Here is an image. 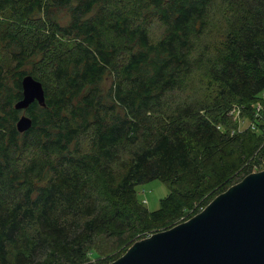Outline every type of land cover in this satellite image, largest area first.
<instances>
[{
    "label": "trees",
    "instance_id": "obj_1",
    "mask_svg": "<svg viewBox=\"0 0 264 264\" xmlns=\"http://www.w3.org/2000/svg\"><path fill=\"white\" fill-rule=\"evenodd\" d=\"M0 18V264H109L262 166L264 0H0ZM26 75L45 107L14 109Z\"/></svg>",
    "mask_w": 264,
    "mask_h": 264
},
{
    "label": "water",
    "instance_id": "obj_2",
    "mask_svg": "<svg viewBox=\"0 0 264 264\" xmlns=\"http://www.w3.org/2000/svg\"><path fill=\"white\" fill-rule=\"evenodd\" d=\"M17 111L36 102L45 107L42 84L32 76L21 80ZM32 120L16 122L19 133ZM109 264H264V169L245 176L214 197L189 219L134 242Z\"/></svg>",
    "mask_w": 264,
    "mask_h": 264
},
{
    "label": "rangeland",
    "instance_id": "obj_3",
    "mask_svg": "<svg viewBox=\"0 0 264 264\" xmlns=\"http://www.w3.org/2000/svg\"><path fill=\"white\" fill-rule=\"evenodd\" d=\"M232 119L233 121L236 120L238 124L237 127L241 131L247 127H251L252 129L254 128L253 125L248 123L245 119H240L236 116H233ZM263 166L264 162H262V166H260L259 168H255L254 172L260 171L259 169ZM135 189L137 193V198L142 201V203L146 206L149 211H155L156 209H158L160 200L165 198L168 194V189L166 185L160 180H154L146 184L137 185ZM181 222L183 221L180 220L179 223Z\"/></svg>",
    "mask_w": 264,
    "mask_h": 264
},
{
    "label": "built area",
    "instance_id": "obj_4",
    "mask_svg": "<svg viewBox=\"0 0 264 264\" xmlns=\"http://www.w3.org/2000/svg\"><path fill=\"white\" fill-rule=\"evenodd\" d=\"M259 110H260V106L257 105V107H256V111H259ZM231 114H233V116H236V117L239 118L240 111H239V110H233V111L231 112ZM217 128H219V127H217ZM201 210H203L202 207L199 209V211H201Z\"/></svg>",
    "mask_w": 264,
    "mask_h": 264
}]
</instances>
